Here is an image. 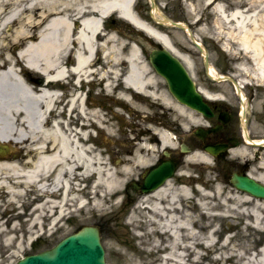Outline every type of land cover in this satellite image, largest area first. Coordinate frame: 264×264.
<instances>
[{"label": "bare ground", "instance_id": "bare-ground-1", "mask_svg": "<svg viewBox=\"0 0 264 264\" xmlns=\"http://www.w3.org/2000/svg\"><path fill=\"white\" fill-rule=\"evenodd\" d=\"M135 3L136 0H76L71 4L65 0H0V42L7 40L6 44L12 45L15 49L11 50L9 56L0 62V139L13 137L18 139L25 135L24 128H28L31 132L42 131L40 128L44 119L53 116L51 130L58 147L52 155L37 158L33 165L34 168L25 170V172L16 162L0 161V192H6L11 201L24 192V189L18 186L23 185L24 187L29 182L43 193L54 189L59 190L62 196L58 201L47 199L46 202H39L34 206L35 211L38 209L42 212L43 206L51 208L54 204L59 207V213L63 214L65 210L63 204L68 200L69 194L70 199L75 200L77 186L81 191V176L89 178V175L97 173V179L90 191L94 189L96 182L104 184L109 189L113 185L121 184L119 178L112 173L101 156L93 154L92 147L86 142L78 141L79 137L84 136L83 130L87 126L102 124L106 130L112 131L111 124L103 120L98 109L85 105L81 92L71 93L68 97L63 93L59 95L60 92L55 88V83L61 84L64 80L68 82L72 77L77 81L83 78H93L92 74L94 76L97 74L100 80L106 78L103 84L106 92H112L117 88L113 83L122 74L124 88L117 91V98L120 97L126 101L133 100L134 98L130 97L129 89L131 88L147 97L167 99L161 91L159 92L157 76L150 74L148 65L142 61L138 47L133 45L125 52L122 42L117 41L116 36L102 26L104 18L113 12L118 13L124 20L152 34L157 40L170 47L186 64L189 71L193 72V59L188 54L178 51L164 32L156 30L149 22L141 19L134 11ZM246 3L248 8L237 7L229 14L225 12L221 1L213 3L212 9L216 19H220L227 27V30L222 32L223 48L227 50L229 42L238 43L239 49L244 50L246 55L242 58L249 61L250 71L259 80L264 81V3L259 0L250 2L248 0ZM151 11H153L152 17L155 18L157 9L153 7ZM196 20L199 22L198 19ZM11 26L15 28L14 33L8 32L4 35L5 39H2L4 30L11 31ZM34 30L35 35H33ZM226 34L228 38H231L230 41L224 37ZM193 37L197 40L196 35ZM65 57L70 60H66ZM101 59L106 68L103 73H101L103 65L97 67ZM20 61L24 66L19 70L17 66ZM123 64L126 66L124 71L120 67ZM239 67L243 71L247 70L246 62H240ZM33 73L39 74L42 82L36 83L31 80ZM57 99L61 103L62 113L57 110L54 111L55 113L48 112L56 108ZM59 117L62 119L60 120ZM72 117L79 121V128L76 131L75 128L69 126L71 122H74L71 120ZM18 118L24 124V128L13 125L12 119ZM146 132L151 133L147 135L149 141L151 136L157 137L161 144H167L170 141L166 130L162 127L153 124L150 130L145 129L144 133ZM144 149H148L146 143L141 144L139 149H135L134 155L129 158V164L124 165L126 170H130L139 160H143ZM53 164H55L52 169L54 173L47 181L50 176L48 171ZM260 177L264 181V175L261 174ZM170 188L168 181L151 193L156 200L151 201L149 196L144 197L152 212L157 213L161 218V221L157 220L160 231L162 233L168 231L170 236L171 243L167 244L164 254L161 255L164 260L162 264H165L168 258L174 260L170 264H197V258L201 254L196 248L195 241H201L203 246L209 249L216 242V230H209L208 234H200L195 230L197 224L193 222V217L189 212L180 220L177 213H173L172 200L176 194L170 191ZM216 189L219 191L218 186ZM164 194L169 195V204L166 206L159 202ZM198 201L200 207L206 211L208 207L205 203L201 199ZM78 202L79 206L84 205L83 199L78 198ZM261 204L264 207V199L261 200ZM255 206L250 208L252 211L251 224L261 235L264 234L263 217L260 216V211ZM37 217L38 215L34 214L31 218L32 222L38 221ZM186 237L190 238V241L180 246L181 239ZM224 241H229L228 235L225 236ZM179 247L189 248L194 259L187 262L185 249H179ZM252 248H254L252 252L246 248L237 252L233 250L223 252L216 258L232 257L240 264H264V241L261 247L253 246ZM232 254L235 255L232 256Z\"/></svg>", "mask_w": 264, "mask_h": 264}, {"label": "rangeland", "instance_id": "rangeland-1", "mask_svg": "<svg viewBox=\"0 0 264 264\" xmlns=\"http://www.w3.org/2000/svg\"><path fill=\"white\" fill-rule=\"evenodd\" d=\"M65 1L68 4L76 2V0ZM246 1L248 0H222L224 7L226 5L246 6ZM259 1L264 3V0ZM210 3L209 0H155V9L158 11L155 15L156 17H165L173 21H182L188 27L190 26L197 36V41L202 43L205 50L210 53L212 61L218 64L220 68L223 62L225 64L231 62L229 57L237 56L232 52L239 50V45L236 42H229L228 49L226 51L223 50L221 35L224 32L222 28L225 24L218 18L215 20L216 15ZM149 10V0H137L135 3L134 11L138 13L140 18L147 20L156 28L158 27L170 38L173 46L178 51L188 54L193 59V73L196 75V81L201 85H205L207 82L204 73H202V56L200 57V53L194 47L188 33L180 27L172 26L171 24H156L152 20ZM211 15L212 18L210 19ZM109 18L113 22L105 23L106 30L111 31L116 36V40L122 42L125 52L133 45L139 46L140 50L143 49L146 53L153 47L154 43L148 37L146 38L144 33L126 19L124 20L118 16L116 12H113ZM196 19L199 22H196ZM10 28L11 31L4 30L2 39H5L4 35H7L8 32L14 33V26ZM35 33L36 31L34 30L33 35ZM226 40L230 41L231 38L227 37ZM11 46L6 44L2 48L3 50H8ZM226 52H229V56L225 54ZM140 54L143 63L148 65L150 74L157 76L159 92L164 93L165 79L156 73L152 64L147 60L148 54L145 55L141 52ZM218 59L221 60L219 61ZM99 65L101 67L103 65L101 68V73H103L106 68L102 59L99 61ZM97 67L99 66L97 65ZM120 67L121 70H126L124 64ZM94 78L97 79L96 82L82 85L78 88L82 94L83 90L86 89L87 107L92 108L94 105L95 109L100 111L103 120L107 124H111L112 131L106 130L102 124H95L89 127L92 133L97 131L96 137H91L92 152L100 155L104 161L103 149L109 151V155L107 154L109 164H106L112 170V173L119 178L121 184L119 186L113 185L109 189L104 184H97L96 182L94 189L88 192L86 190L85 177H83L80 181L82 189L78 191L79 194L75 200H71L69 196L68 200L64 202L65 212L59 217L54 216L53 212H51V215L58 217L62 221L66 217H71L74 221L73 225L76 226L80 223H94L101 226L102 241L109 264H162L164 262L161 256L162 251L167 248L163 249L166 244L171 243L169 240L170 236H168V231L166 233L160 231V225L157 222L161 221V218L157 213L152 212L144 198L149 196V199L154 201L156 197L153 198L151 194L143 195L136 202H133V200L132 203H127L122 189L126 182L137 174L134 171H138L142 166L155 161V158L161 152L160 148H167V146H164L167 145L166 143L161 145L160 142L149 141L148 133L140 132V130L151 129V125L155 123L164 126L165 117L162 116L158 107L150 104L152 101H149L143 95L135 93L131 88L129 90L132 95H139V100L135 98L131 101H126L120 97L116 99L117 91L124 88L123 83H121V77L113 83L115 85L118 82L117 88L112 92H106L104 88L103 84L106 78L101 79L102 81L100 82L97 74ZM154 100L158 101L160 99L154 98ZM89 122L92 123L91 121ZM78 128V123H76L75 129ZM143 143L148 145V149L143 151V160L134 163L130 170H126L124 165L129 164V158L134 155L135 149H139ZM170 143V146H173V143ZM207 164V162H202L199 158H195V160L189 158L178 166L172 178L166 180L170 182V191L176 194L174 200H172L173 213H177L181 220L189 212L193 217V222L197 224L195 230L200 234H208L209 230H216V242L209 249L203 246L201 241H195L196 248L201 254L197 258V264H240L239 261L232 257L229 260H227L228 258L217 259L216 257L223 254V252L231 250L237 252L244 248L252 252L254 250L253 246L258 248L262 244L261 241L264 240V234L260 235L253 224H251L252 211L250 208L259 203L255 207L259 209L260 216L263 217L264 222V207L261 206V200L263 199L248 198L245 193L237 191L228 184L221 183L217 179L216 171L211 170ZM96 175L97 173L89 175L90 188H93L92 185L97 179ZM216 186H218L219 191ZM18 187H22L24 192L14 201L8 198L9 195L6 192H0V264H15L19 257L46 249L49 245L60 240L61 237L75 231L71 226L63 224V231L44 233L42 226L46 220L47 211L45 210L47 208L43 206L42 212L38 209L34 210V206L44 198L43 192L29 182L24 187L23 185ZM162 196L159 202L163 206L168 205L169 195L164 194ZM78 198L83 199L84 205H78ZM199 199L208 207L206 211L200 207ZM33 212L38 215V221L36 222H32L31 219L34 215ZM58 218L55 220H58ZM227 234H230V236L229 241L226 242L224 238ZM148 236L152 237V239H148ZM188 241H190V238L181 239L180 246ZM174 244L177 251L176 242ZM232 247L234 249H231ZM183 248L179 247V249ZM184 249L186 261L189 262L193 256L190 254L189 248ZM158 251H161V253L157 254L156 258L146 255L156 254ZM234 255L232 254V256ZM172 262L174 260L168 258L165 264Z\"/></svg>", "mask_w": 264, "mask_h": 264}, {"label": "flooded vegetation", "instance_id": "flooded-vegetation-1", "mask_svg": "<svg viewBox=\"0 0 264 264\" xmlns=\"http://www.w3.org/2000/svg\"><path fill=\"white\" fill-rule=\"evenodd\" d=\"M0 44H5V42H0ZM12 47L9 50H3L0 45V62L4 61L5 57H8ZM13 50V49H12ZM219 61L221 59H218ZM229 63L225 64L223 62L222 67L219 71L224 72V75L228 76L223 81V86H207L206 88L212 91L213 94L220 95V99H207L206 102L210 106L212 111V116L206 118L201 116L198 112L196 116L198 117V123L203 124L204 127H198L200 124H193V128L187 131L188 135L182 131L183 120L176 113V105H178L177 100L174 96H171L170 104L163 103L164 111L162 115L165 117V127L173 130L176 133V142L173 147H169V150H162L160 154L155 158V161L148 166V168H142L138 171L135 177V183H128L123 191L125 197L131 202L135 197L131 195L132 193L137 196H142L140 192V187L143 185V180L145 177L146 169L153 167L164 159L171 160L177 168L180 164L184 163V153L182 145H186L190 151L199 148L200 152H204L205 144H215L220 143L226 146V149L220 150L212 158V168L215 169L217 179L221 183L232 185V175L237 176H247L252 177L256 180H260L261 174L264 175V81L257 80L254 78L253 74L243 73L235 69L238 64V60H232L229 58ZM246 63L248 60L244 58ZM214 80V79H213ZM67 89L72 93L75 89L67 86ZM50 116L44 119L40 130L31 132L28 128H24V124L18 118L12 122L19 124V127L25 129V135L20 137V151L15 153L14 151L9 152L3 156H0V161L16 162L22 166L23 171L33 169L34 163L37 158L41 156H50L57 149V143L55 140V135L51 130V123L54 118ZM72 120V119H71ZM215 124L222 125L215 132L208 133L206 130L210 126H215ZM71 127H75V123L71 122L69 124ZM205 128V129H204ZM198 129L203 130L202 138L194 134ZM85 132L84 136L79 137L78 141L80 143L86 142L90 146L88 127L83 130ZM55 164L50 167L48 173L49 178L52 177V169H54ZM45 181V183H47ZM78 182V179H76ZM87 184L86 190L90 188V178L85 179ZM79 186H77L78 188ZM61 192L58 190H48L44 192V198L42 202H46L47 199L58 201L62 198ZM79 192L75 191V195ZM70 196V194H69ZM53 212L54 216H57V207H48V212L46 220L44 221L43 229L44 233L49 232H59L63 231V224L71 226L73 230H77L81 227L82 223L78 226L73 225L74 221L70 218H65L63 221L55 220L56 218L51 215ZM157 237V236H156ZM148 239L150 236L147 237ZM136 240V238H135ZM149 242V241H147ZM161 251L156 252V254H146L147 256H152L156 258L157 254Z\"/></svg>", "mask_w": 264, "mask_h": 264}, {"label": "water", "instance_id": "water-1", "mask_svg": "<svg viewBox=\"0 0 264 264\" xmlns=\"http://www.w3.org/2000/svg\"><path fill=\"white\" fill-rule=\"evenodd\" d=\"M173 24L181 26L179 22H173ZM196 46L200 51L202 50L197 43ZM150 61L157 72L165 76L172 92L181 101L202 113H210L208 106L201 102L200 95L194 90L182 63H179L171 53L165 49H154L150 52ZM4 147L5 145H1L2 149ZM217 147L206 146V149L215 154ZM172 171V165L167 161L154 167L146 176L142 191L155 188L163 182L164 178L171 175ZM235 185L257 197H264V185L251 178L238 177ZM100 240V231L97 226L84 225L81 230L60 238V241L49 250L21 257L16 264H107Z\"/></svg>", "mask_w": 264, "mask_h": 264}]
</instances>
